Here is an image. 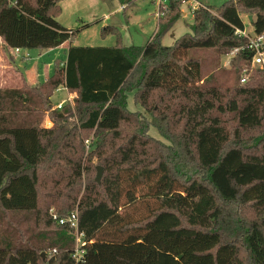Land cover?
<instances>
[{
    "label": "trees",
    "instance_id": "1",
    "mask_svg": "<svg viewBox=\"0 0 264 264\" xmlns=\"http://www.w3.org/2000/svg\"><path fill=\"white\" fill-rule=\"evenodd\" d=\"M60 1L0 0L11 61V49L71 42L44 81L0 88V264H264V73L237 33L241 10L256 11L254 30L264 29V0L200 6L191 33L165 45L187 4L167 0L163 22L141 46L125 45L112 25L102 34L116 35L115 45H73L76 32L57 19ZM119 1L126 11L138 0ZM234 48L233 84L215 64L203 79L202 60L189 57ZM60 87L77 93L73 105L54 104ZM170 121L182 122L179 133ZM86 146L104 174L82 187ZM139 202L141 217L122 212ZM73 212L84 234L81 261L74 229L59 222Z\"/></svg>",
    "mask_w": 264,
    "mask_h": 264
},
{
    "label": "rangeland",
    "instance_id": "2",
    "mask_svg": "<svg viewBox=\"0 0 264 264\" xmlns=\"http://www.w3.org/2000/svg\"><path fill=\"white\" fill-rule=\"evenodd\" d=\"M205 5H212L214 7L221 6L228 0H197ZM61 14L57 17L58 21L64 26L74 30L76 36L73 40V45L86 46H111L117 42V36L114 34L103 35V29L112 25V28H119L122 32V39L125 45H144L149 38L156 32L160 23L163 20L156 18V5L154 0H138L131 4L126 11L123 10L122 4L119 0H61ZM249 13V14H248ZM251 13V14H250ZM242 18L245 22V28L250 32L254 27L249 19L250 15L256 18V11L246 10V13L241 10ZM193 10L188 6V3L183 6L182 16L175 22L173 27L162 37V43L165 45L174 44L177 39L181 38L187 33H191L190 25L193 23ZM70 41L63 43L60 46L53 48H32L21 49L17 55V69L14 64H10V55H6L8 68H4V60L2 59V50L0 48V86L7 85L13 87H21L24 85L25 76L30 79L31 84L39 81H44L54 71L55 62L57 59L65 60L67 51L70 46ZM13 55V52H12ZM14 56V55H13ZM26 56V59H22ZM29 56V57H27ZM189 57H198L202 60L205 66V74L203 79L208 76L213 64L219 65L220 68L227 70V73L222 80H228L232 84L238 82L237 72L235 66L232 64V55L230 53L221 55L215 49H196L189 53ZM24 73H23V72ZM77 93H72L68 96V91L64 87H60L53 94L52 100L54 104L67 103L73 105L74 96ZM130 107L132 109L138 108L137 105L130 100ZM226 125L232 129L236 128V116L233 113L224 115ZM52 123L46 120V125ZM169 128L172 132H180L182 122L178 125L170 121ZM133 128L126 127L124 134H130ZM171 132V133H172ZM177 133V134H178ZM150 134L170 144V141L162 137L158 129L154 126L150 127ZM251 135L247 134L249 137ZM93 133L88 135V138H93ZM125 141L122 139L119 142ZM86 144V143H85ZM88 145V144H86ZM93 146H86V155L83 160L86 167V175L82 181L83 184L89 177L95 180L97 175V166H101L99 161L94 156H88ZM122 212L130 218L137 219L147 212V207L144 203L139 202L134 205H125Z\"/></svg>",
    "mask_w": 264,
    "mask_h": 264
},
{
    "label": "built area",
    "instance_id": "3",
    "mask_svg": "<svg viewBox=\"0 0 264 264\" xmlns=\"http://www.w3.org/2000/svg\"><path fill=\"white\" fill-rule=\"evenodd\" d=\"M186 3L189 4V7L192 10H195L196 8L200 6H204L205 4L202 2H198L197 0H185ZM156 5L155 15L156 18L159 19L161 16H163L167 10V0H154ZM237 33L240 35H244L248 37L249 42L247 44V47L250 48L254 53L252 56V62L251 66L252 68H257L262 70L264 73V29L261 32H256L254 29L252 32L244 29H238ZM238 48H234L231 50L230 54L234 55L237 52ZM16 52H20L21 50L19 48L15 49ZM63 103L57 104V106L61 107ZM55 218H57V215H54ZM59 222L62 224L69 223L71 227L74 229V235L76 238V247L74 249V257L76 261H81V258L84 256L85 250L82 248V246L85 244L84 241V234L83 232L79 231L78 228V213L73 212L68 218H61L59 219Z\"/></svg>",
    "mask_w": 264,
    "mask_h": 264
},
{
    "label": "crops",
    "instance_id": "4",
    "mask_svg": "<svg viewBox=\"0 0 264 264\" xmlns=\"http://www.w3.org/2000/svg\"><path fill=\"white\" fill-rule=\"evenodd\" d=\"M0 48H1V50H2V59L4 60V68H8L9 66L7 65V57H6V55L5 54H7L6 53V50H5V48H4V41H3V39L1 38V36H0ZM11 52H13V55L15 56V60H13V61H11L10 60V64H14L15 65V67L17 68V69H19L18 67L19 66H17V61H18V59H17V55H18V53H20V52H16L15 51V49H11ZM9 69V68H8ZM23 72V71H22ZM24 73V72H23ZM26 77V79H27V81L29 82V83H31L30 82V79L27 77V76H25ZM40 82V81H39ZM36 83H38V82H36ZM35 84V83H34ZM2 87H7V85H1L0 86V88H2ZM8 87H10V86H8ZM12 87V86H11ZM70 95H72V93H70V92H68V96H70ZM48 122H50V123H52L49 119H48ZM48 126V125H47ZM50 126V125H49Z\"/></svg>",
    "mask_w": 264,
    "mask_h": 264
},
{
    "label": "water",
    "instance_id": "5",
    "mask_svg": "<svg viewBox=\"0 0 264 264\" xmlns=\"http://www.w3.org/2000/svg\"><path fill=\"white\" fill-rule=\"evenodd\" d=\"M249 19L250 21L253 19V16L250 15L249 16ZM103 174H104V168L102 166H97V175L95 177V180L98 182V183H101L102 181V178H103Z\"/></svg>",
    "mask_w": 264,
    "mask_h": 264
}]
</instances>
